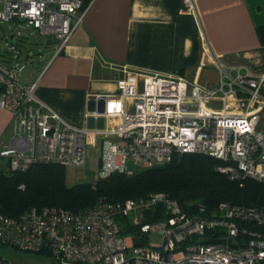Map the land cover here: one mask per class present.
Instances as JSON below:
<instances>
[{
  "label": "built area",
  "instance_id": "1",
  "mask_svg": "<svg viewBox=\"0 0 264 264\" xmlns=\"http://www.w3.org/2000/svg\"><path fill=\"white\" fill-rule=\"evenodd\" d=\"M90 2L0 0V22L15 25L17 37L24 28L53 39L59 52ZM182 7L194 12L196 0H183ZM4 49L0 109L11 114L12 138L0 147V159L9 169L25 171L43 162L84 167L89 149L109 139L116 171L128 175L200 153L221 161L218 170L230 179L264 182V73L226 66L216 56L220 78L204 84L124 69L115 78L116 93L96 98L102 109L93 114L109 124L79 127L36 94L39 77L20 79L18 44L6 42ZM123 226L137 229L138 244ZM0 246L43 254L47 264H264V207L220 202L207 208L152 192L122 201L99 198L75 211H0ZM0 264L18 263L0 256Z\"/></svg>",
  "mask_w": 264,
  "mask_h": 264
},
{
  "label": "crops",
  "instance_id": "2",
  "mask_svg": "<svg viewBox=\"0 0 264 264\" xmlns=\"http://www.w3.org/2000/svg\"><path fill=\"white\" fill-rule=\"evenodd\" d=\"M182 4L91 0L82 23L59 52L53 39L42 37L44 54L21 80L39 77L36 94L59 116L74 126L94 127L109 124L93 114L102 109L96 98L116 93L115 78L124 69L204 84L220 78L216 56L226 66L245 65L254 74L264 73V0H196L194 12ZM20 49L21 62L33 63L28 49ZM11 138V114L0 109V147Z\"/></svg>",
  "mask_w": 264,
  "mask_h": 264
},
{
  "label": "trees",
  "instance_id": "3",
  "mask_svg": "<svg viewBox=\"0 0 264 264\" xmlns=\"http://www.w3.org/2000/svg\"><path fill=\"white\" fill-rule=\"evenodd\" d=\"M221 165L207 154L188 153L162 166L134 170L131 175L114 170L94 182L71 186L65 183L64 166L57 163H35L25 171L7 167L0 172V211L12 216L47 206L75 211L99 198L122 201L152 192H165L180 204L191 201L207 208L220 202L264 207V182L230 179L218 170ZM123 229L139 243L137 229Z\"/></svg>",
  "mask_w": 264,
  "mask_h": 264
},
{
  "label": "rangeland",
  "instance_id": "4",
  "mask_svg": "<svg viewBox=\"0 0 264 264\" xmlns=\"http://www.w3.org/2000/svg\"><path fill=\"white\" fill-rule=\"evenodd\" d=\"M20 35L21 37L15 36V27L12 24L0 22V60L6 59L7 54L4 51V47L5 43L10 41L18 43L23 51L28 49L32 56L31 61L33 63H24V69L19 74L21 79L30 73L37 62H40L39 59L44 54V47L42 46L45 39L31 31H21ZM46 56L44 59L49 58V54ZM111 143L112 141L107 139L98 143L96 148H90L87 163L84 167L64 166L66 185L71 186L77 183L94 182L116 170L118 168L116 165L117 158L109 149ZM127 166L131 169L134 168L130 162L127 163ZM6 170L7 165L5 160L0 159V172H5ZM154 238H157L156 234L153 235ZM0 256L18 264H47V258L43 254L23 253L3 246H0Z\"/></svg>",
  "mask_w": 264,
  "mask_h": 264
}]
</instances>
